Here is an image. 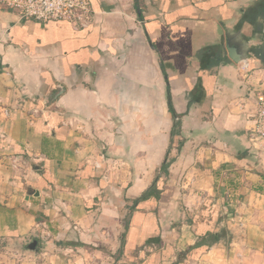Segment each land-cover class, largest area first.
Returning a JSON list of instances; mask_svg holds the SVG:
<instances>
[{
  "label": "crops",
  "instance_id": "crops-1",
  "mask_svg": "<svg viewBox=\"0 0 264 264\" xmlns=\"http://www.w3.org/2000/svg\"><path fill=\"white\" fill-rule=\"evenodd\" d=\"M262 1L0 7V264H264ZM240 18L256 62L227 56Z\"/></svg>",
  "mask_w": 264,
  "mask_h": 264
},
{
  "label": "built area",
  "instance_id": "built-area-1",
  "mask_svg": "<svg viewBox=\"0 0 264 264\" xmlns=\"http://www.w3.org/2000/svg\"><path fill=\"white\" fill-rule=\"evenodd\" d=\"M0 7L13 10L20 20L47 22L60 20L77 30L86 29L92 22L89 0H0ZM255 140L264 146V88L255 95Z\"/></svg>",
  "mask_w": 264,
  "mask_h": 264
},
{
  "label": "water",
  "instance_id": "water-1",
  "mask_svg": "<svg viewBox=\"0 0 264 264\" xmlns=\"http://www.w3.org/2000/svg\"><path fill=\"white\" fill-rule=\"evenodd\" d=\"M252 37V28L244 18L237 20L232 27L225 26L224 38L227 56L233 63H240L246 61L248 63L256 62L258 60L257 49L252 47L249 42ZM24 251L28 254H37V241L32 237L24 245Z\"/></svg>",
  "mask_w": 264,
  "mask_h": 264
},
{
  "label": "trees",
  "instance_id": "trees-1",
  "mask_svg": "<svg viewBox=\"0 0 264 264\" xmlns=\"http://www.w3.org/2000/svg\"><path fill=\"white\" fill-rule=\"evenodd\" d=\"M262 11H263V13H264V0L262 1ZM261 53V55H262V64H263V66H264V51L262 52H260ZM259 54V53H258ZM169 111H170V113L172 114V115H174V112H173V110H172V108H171V105H169ZM177 128H178V123H174V125H173V129H172V136H174L176 133H177ZM168 164H169V162H164V164L162 165V168H161V171L162 172H166V168L168 167ZM152 194V192L151 191H149V192H146V193H144L143 194V196L142 197H147V196H150ZM217 240V238H214L213 239V242H215ZM212 242V243H213ZM207 246H210V244L209 245H207Z\"/></svg>",
  "mask_w": 264,
  "mask_h": 264
}]
</instances>
